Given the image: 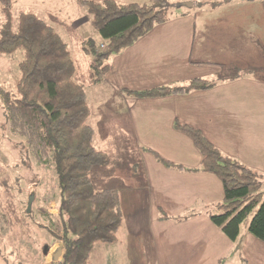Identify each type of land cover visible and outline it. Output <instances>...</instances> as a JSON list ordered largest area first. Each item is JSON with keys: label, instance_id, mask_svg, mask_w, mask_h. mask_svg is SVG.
<instances>
[{"label": "trees", "instance_id": "16d2710c", "mask_svg": "<svg viewBox=\"0 0 264 264\" xmlns=\"http://www.w3.org/2000/svg\"><path fill=\"white\" fill-rule=\"evenodd\" d=\"M13 1L0 0V14L5 18L0 29V55L22 52L23 59L18 65L21 78L15 92L0 87V97L12 133L26 138L31 154L41 165L49 163L47 166L54 170L60 189V219H54L55 223L49 226L39 223L38 228L46 229L55 241L64 245L62 260L51 264H91L95 246L118 240L124 221L122 191L145 188L148 179L142 148L131 125L122 120L106 123L102 128L103 146L94 145L97 133L88 123L92 109L87 88L104 80L115 56L136 44L155 26L170 21L168 10L172 5L169 0H149L150 6L136 2L119 4L115 0H79L102 37L105 44L102 50V42L97 46L93 39H84L54 14L41 19L22 10L15 31ZM181 7L177 5L178 9ZM53 23L69 33L73 50L68 49ZM213 86L206 80L194 79L183 85L127 90L126 94L159 98ZM174 127L188 135L200 151L199 170L217 176L223 183L224 199L209 212L212 222L236 241L243 223L253 215L249 232L264 242L261 174L223 153L200 130L180 121ZM163 162L168 167L185 170ZM4 172L0 167V211L11 228H21L29 234L32 231L29 220L34 213L21 209L9 176L1 177ZM32 198L37 199L36 195ZM39 213L49 217L46 209H40Z\"/></svg>", "mask_w": 264, "mask_h": 264}, {"label": "crops", "instance_id": "0c3cea01", "mask_svg": "<svg viewBox=\"0 0 264 264\" xmlns=\"http://www.w3.org/2000/svg\"><path fill=\"white\" fill-rule=\"evenodd\" d=\"M190 1L189 10H177L115 56L99 83L100 103H121L118 108L113 103L101 127L112 120L132 126L148 179L145 188L122 191L121 203L125 192L133 194L126 195L127 209L122 203L123 213L130 214L124 222L147 225L158 264H264V242L249 232V224L232 241L210 219L224 199L223 183L199 170L200 151L174 127L180 121L200 130L223 153L264 175V3L179 0L178 5ZM194 79L215 86L159 98L126 94Z\"/></svg>", "mask_w": 264, "mask_h": 264}, {"label": "rangeland", "instance_id": "374dc122", "mask_svg": "<svg viewBox=\"0 0 264 264\" xmlns=\"http://www.w3.org/2000/svg\"><path fill=\"white\" fill-rule=\"evenodd\" d=\"M95 1L103 2L104 0ZM115 1L119 4L136 2L152 5L149 0ZM178 1L169 0V4L172 5L168 10L170 16L177 10H189L190 7L186 5L178 9ZM190 3L192 2L190 1ZM22 10L34 13L41 19H46L48 14H54L73 27L84 39H93L97 46L102 42V37L92 25L91 16L87 9L79 3V0H14L12 12L15 31L19 28V15ZM4 24L5 18L0 14V29ZM53 26L67 44L68 49L73 50L74 42L69 33L59 24L53 23ZM101 44L103 45V48L101 45V49H105V44ZM22 59L21 51H17L13 56L0 55V87L4 90L16 91L21 78L18 65ZM87 93L91 97L92 111L95 114V118H90L88 123L95 128L97 133L94 145L101 148L104 132L100 124L110 116L114 99H109L104 104L100 103L103 98L100 84L87 88ZM120 106L121 103H114V107ZM47 165L49 163L41 165L33 157L25 137L12 133L0 97V167L1 171H5L1 177L5 174L9 176L10 185L22 210L28 211L30 199L34 195L37 198L31 207L34 214L29 220L32 226V231L29 234L24 233L21 228H11L6 216L0 211V264H51L58 262L53 259L58 249L64 247L63 243L55 241L46 229L38 228L39 223L49 226L55 223L54 219L57 221L60 219L58 209L60 189L57 187L54 170ZM261 176L260 183L264 192V175ZM126 193L128 192L124 193V202L122 203L127 209L129 203L126 199L131 196L126 195L133 194ZM42 208L47 210L49 217H43L39 213ZM129 215L127 212L124 214L125 217ZM252 216L246 219L243 226L250 224ZM119 232L118 240L115 243L95 246L91 264H158L156 257L152 254V242L148 237L147 225L142 220L131 223L127 218ZM62 257L59 261L62 260ZM121 261L122 263H120Z\"/></svg>", "mask_w": 264, "mask_h": 264}, {"label": "water", "instance_id": "95a60500", "mask_svg": "<svg viewBox=\"0 0 264 264\" xmlns=\"http://www.w3.org/2000/svg\"><path fill=\"white\" fill-rule=\"evenodd\" d=\"M185 5L188 6V7H192L193 6L192 3H186ZM33 201H34V198H31L30 199V203H29L28 213L31 212V207H32ZM63 254H64V247H61L60 249H58L57 253L55 254L53 261H59L60 258L63 256Z\"/></svg>", "mask_w": 264, "mask_h": 264}, {"label": "built area", "instance_id": "2783aa9c", "mask_svg": "<svg viewBox=\"0 0 264 264\" xmlns=\"http://www.w3.org/2000/svg\"><path fill=\"white\" fill-rule=\"evenodd\" d=\"M102 48H103V45H102Z\"/></svg>", "mask_w": 264, "mask_h": 264}]
</instances>
